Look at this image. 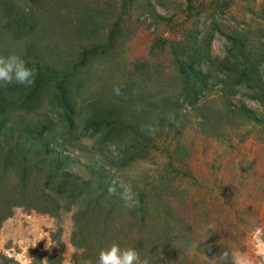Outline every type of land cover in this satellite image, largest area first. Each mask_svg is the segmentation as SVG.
Segmentation results:
<instances>
[{
	"label": "trees",
	"instance_id": "16d2710c",
	"mask_svg": "<svg viewBox=\"0 0 264 264\" xmlns=\"http://www.w3.org/2000/svg\"><path fill=\"white\" fill-rule=\"evenodd\" d=\"M61 4L71 6L70 0H0V56L17 55L36 70L35 81L30 86L0 84V228L15 207L54 218L74 208V246L84 250L82 259L89 256L92 260L106 242L95 233L87 237V230L99 211L108 219L113 211L121 215L120 211L127 210L126 206L121 210V203H125L120 198L123 189L115 182L113 170L144 159L153 150L165 152L157 144L161 136H166L168 129L180 134L186 123L182 108L195 107L206 92L213 90L215 83H221L219 91L225 101V90L232 96L234 85H242L250 91L247 96L259 101L264 108V53L251 45L245 34L225 33L224 56L212 57L209 50L214 33L222 34L215 24L198 38L189 37L174 43L171 64L175 72L166 82L158 78L157 66L141 64L126 70L116 55L110 62L119 67L120 77L113 78L108 74L112 69L108 55L114 46L118 50L122 48L127 33L120 26V15L112 23L103 20L102 14L106 13L100 11V16L96 10L103 4L96 5L93 12L91 6L87 14L75 22L62 21L66 31L79 27L74 34L85 36L75 58L66 60L57 50L58 53H52L53 60H48L46 51L53 43L44 41L51 37L48 24L52 21L53 7ZM138 8L153 12L149 0H143ZM98 17L101 20L98 21ZM103 24L109 25L104 39L100 34ZM5 39L17 49L7 50ZM98 61L106 63L103 69L96 67L100 65ZM220 73L225 79L218 78ZM94 77L97 83L90 85ZM79 98L83 99V105L78 103ZM47 104L55 119L35 114ZM239 110L251 122H262L261 117L244 104ZM83 112L86 117L81 119ZM30 114L37 117L30 118ZM76 118H80V122ZM200 118L199 125L203 128L210 119L221 120L219 113L212 111H201ZM150 129L156 131L153 133ZM85 139H90L92 144L86 146ZM181 174L188 175L187 172ZM188 180L195 184L193 178ZM114 183L116 194L110 195L108 189ZM152 191L154 205L162 208L163 189ZM148 195L143 189L137 191L131 212L143 213L147 207L144 199ZM75 234L82 237L81 241L75 240ZM114 234L110 245L123 242L124 246L127 232L119 230ZM176 241L178 239L172 235L164 241L161 238L164 249L153 254L155 263L167 255V249L184 250L181 246H171L178 245ZM5 260L6 264H16L11 259ZM61 262V255L48 260V264Z\"/></svg>",
	"mask_w": 264,
	"mask_h": 264
},
{
	"label": "rangeland",
	"instance_id": "374dc122",
	"mask_svg": "<svg viewBox=\"0 0 264 264\" xmlns=\"http://www.w3.org/2000/svg\"><path fill=\"white\" fill-rule=\"evenodd\" d=\"M142 1L131 4L129 0H70L71 6L53 7L52 21L48 24L51 37L44 41L53 43L50 46L52 51L50 48L46 51L48 60H53L52 53H58L57 50L66 60L75 58L85 36L74 34L79 27L66 31L62 21L75 22L87 14L91 6L93 12L99 4H103L96 9L99 15L100 11L106 13L102 14L103 20L112 23L120 15V26L127 33L122 48L118 50L114 46L108 55L112 65L108 74L113 78L120 77L119 67L110 62V58L116 55L126 70L141 64L157 66L158 78L166 82L175 72L171 64L174 43L189 37L198 38L215 24L222 34L214 33L209 50L212 57L224 56L225 33L245 34L251 45L264 53V0H149L153 6L150 13L138 8ZM97 20H101L100 17ZM108 27L103 24L100 31L103 39ZM10 42L5 39L7 50L13 52L17 47ZM95 63L96 58L92 61V68ZM103 63L98 61L100 65L96 67L103 69L106 65ZM101 73L105 75L104 71ZM218 78L225 79L221 73ZM93 83H97L95 77L89 82L90 85ZM213 86V90L206 92L195 107L182 108L186 123L180 134L168 129L166 136H161L157 144L165 152L153 150L146 158L113 170L120 189L131 187L132 206L137 191L143 189L149 195L144 199L147 207L143 213L131 212V207L127 206V210H123L125 203H121V215H115L113 211L106 219L99 211L92 227L90 225L87 230V237H93L94 233L101 235L106 241L101 249L110 246L111 237L116 236L114 231L124 230L127 232L125 245L121 242L119 246L136 248L142 258L150 259L151 264H210L206 259H213L214 264L220 252L232 249L244 251L257 264H264V260L255 255L256 244L252 239L255 227L264 229V108L259 101L247 96L250 91L242 85H234L232 96L225 90L226 101L219 91L221 83ZM82 102L83 99L79 98L78 103ZM241 104L255 111L262 122L255 124L243 116L239 110ZM201 111L219 113L221 120L210 119L203 128L199 125ZM35 114L55 119L48 104ZM35 114L29 117H37ZM80 116L83 119L86 114L83 112ZM76 120L80 122V118ZM83 142L86 146L92 144L90 139ZM112 149L113 146L111 152ZM181 172L188 175L183 177ZM192 178L195 184L188 180ZM158 189H163L165 194L164 199L161 198L162 208L154 205L156 200L152 190ZM74 210L72 208L54 218L33 210L27 212L21 207L13 208L11 217L0 228V264H6L5 258L16 263V254L26 247H29L27 255L33 264L48 262L50 257L57 255L62 257L61 264H89L90 261L95 264L100 250L95 249L98 251L92 260L89 256L82 259L84 250L74 246ZM77 235L75 240L81 241L82 237ZM169 235L178 239V245L171 246H181L184 250L167 249V255L155 263L153 254L164 249L161 238L164 241ZM132 243L136 245L132 246ZM46 244L52 245L45 247Z\"/></svg>",
	"mask_w": 264,
	"mask_h": 264
},
{
	"label": "clouds",
	"instance_id": "9594fccd",
	"mask_svg": "<svg viewBox=\"0 0 264 264\" xmlns=\"http://www.w3.org/2000/svg\"><path fill=\"white\" fill-rule=\"evenodd\" d=\"M35 76L36 70L28 67L21 57L17 55L0 56V84H15L27 87L34 83ZM116 91L119 94L118 90ZM150 131L154 133L156 129H150ZM108 191L110 195L116 194L115 183L109 187ZM120 198L125 202V206L131 207L133 203L131 187H124L120 192ZM262 237H264V229L255 227L252 231V239L256 244L255 255L264 260V238ZM51 245L46 244L45 247H50ZM28 248L26 247L21 253L16 254V264H33V260L27 255ZM206 260L213 264V259ZM41 264H48V262L44 260L41 261ZM89 264H92V262L90 261ZM95 264H151V261L147 257L142 258L140 253L134 248H121L118 244L113 243L108 248L99 251ZM214 264H257V262L246 252L232 249L220 252L218 260Z\"/></svg>",
	"mask_w": 264,
	"mask_h": 264
}]
</instances>
